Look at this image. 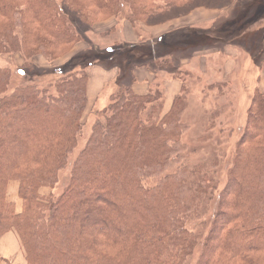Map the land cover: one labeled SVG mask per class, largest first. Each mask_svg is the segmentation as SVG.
<instances>
[{
	"label": "trees",
	"instance_id": "1",
	"mask_svg": "<svg viewBox=\"0 0 264 264\" xmlns=\"http://www.w3.org/2000/svg\"><path fill=\"white\" fill-rule=\"evenodd\" d=\"M61 1L0 0V53L27 59L41 55L52 62L82 41L80 24L93 30L95 23L115 18L122 3L137 41L115 44L118 37L110 30L115 39L104 43L113 45L92 43L96 62L46 88L27 83L10 91L12 73L0 67V238L11 231L17 235L25 264H190L201 234L185 222L200 217L199 204L217 184L205 165L182 162L186 87L175 76L189 75L182 67L191 62L195 69L198 60L189 59L201 51L240 47L252 32L264 38V0H240L236 14L209 29L183 25L153 36L141 28L185 17L198 2L205 3L204 11L223 14L233 0ZM135 45H145L147 52L128 51ZM256 49L263 53L264 77V43ZM96 63L115 70L116 88L95 114L60 190L59 177L78 144L89 106L85 69ZM141 67L154 80L146 94L137 95L134 72ZM166 74L179 83L168 109L164 81L162 89L155 85ZM220 111L210 114L211 128ZM228 178L195 264H264V92H255ZM12 181L18 183L19 213L6 199ZM0 264L11 263L0 258Z\"/></svg>",
	"mask_w": 264,
	"mask_h": 264
},
{
	"label": "rangeland",
	"instance_id": "2",
	"mask_svg": "<svg viewBox=\"0 0 264 264\" xmlns=\"http://www.w3.org/2000/svg\"><path fill=\"white\" fill-rule=\"evenodd\" d=\"M58 2L63 5V1L58 0ZM203 5L205 6L204 2H198V8L194 9V11L185 17L167 20L168 22L163 24L152 22L155 26H143L141 30H145V32L153 36L156 33L169 30L172 27L175 28L183 25H197L202 29H209L215 23H218L219 20L229 18L234 13L236 14V9L241 7V2L240 0H233L228 12H223V14L219 13L217 10H213L209 11L210 13L207 15H204L205 13L202 11ZM121 10L120 13L116 14L115 18L114 16L107 19L99 17V20H103L95 23L92 28L93 30H90L91 28L88 26L80 24L78 31L80 34L84 32L86 38L83 36L81 39L82 41L74 45L67 54L52 62L47 61V59L43 58L41 55H35L27 59L21 53H15L14 55L0 53V67L8 68L12 73L11 88L9 90L11 91L27 83H34L37 86L46 88V86L48 87V85L53 84L56 80L65 75L80 72L82 70L80 67L85 65L86 62L93 63L95 61L91 60V58L94 57L92 51L96 50L91 49L96 47V45L92 43L106 48L113 44H106L104 42H113L115 37H118L115 44H120L122 42L126 43L125 40L127 37L133 38V36L135 40L130 42H136L137 37L125 20L129 13L128 6L122 3ZM69 13L70 12H68V14ZM69 16L77 23L71 13ZM209 20H211L210 23L205 22ZM214 21L218 22L213 23ZM261 24H264V21H262ZM110 30H115V37ZM91 31L94 35L89 33ZM108 33L111 39L107 38ZM252 33L253 34L249 37V41L241 40L242 46H232L238 50L237 52H241L238 60H198L195 69H193V64L190 62L182 67L183 71H190V73L188 72L189 75L175 76L180 78L181 81L183 80V86L186 87L185 94L183 95L185 109L182 112V117L183 120H187L188 126L180 138V142L184 146L182 162L191 167L205 165L204 172L213 175L217 184V188L213 195L203 198L199 204L197 210L200 212V217L196 219L192 218L185 222V227L188 230L201 234V240L193 251L190 264H195L201 253L202 244L211 230L213 218L216 211H218L220 195L229 181L228 173L231 168H233L236 146L239 144L244 133L249 109L255 97V92H264L263 71L261 69L262 67L259 68V64L263 60V53H260L259 50L256 49V45L261 42L260 38L262 34L257 32ZM92 38L93 40L91 42ZM262 42L264 43V38ZM226 47H229V45ZM128 48V51L132 50L131 52H134L137 48H139L138 51L147 52V47L145 45L129 46ZM228 51L230 52V50ZM231 52H233V50H231ZM79 54L83 55L79 56ZM98 64H93L85 69L88 79L91 78V84L94 83L96 85L91 88V97L98 93L97 91H99L102 85L106 83L110 85L107 87L105 86L106 88L100 96L102 97L100 101L97 100L94 104L92 102L93 100L90 99L91 103L88 101L90 105L87 106L82 116L81 134L77 138L78 144L69 157L67 167L59 177L58 189L60 190L62 186L66 185L69 181L72 164L86 143L91 126L96 118L95 114L104 109L107 101H109L108 96L116 88L114 78H103L99 76H105V74H107L108 76L114 77L115 70L101 69L97 67ZM209 66H211L210 70H208ZM217 72H219V74H217ZM163 81L164 77L158 78L155 85L161 88V83ZM213 83H219L222 87L210 89V85ZM87 94L90 98L89 91H87ZM217 108H220L221 111L212 121L213 124L211 128L210 114ZM168 172H170V170ZM13 182L17 183L15 181L10 183ZM152 183L153 181L149 182V184ZM60 190H58V193ZM41 192L42 194H47L48 189H42ZM15 193L14 189L9 188L8 190L7 186L6 199L14 205V210L17 208L18 212H20L21 200L18 196L16 197ZM19 243L21 252L20 264H24V252L20 241ZM9 262L14 264L11 261Z\"/></svg>",
	"mask_w": 264,
	"mask_h": 264
},
{
	"label": "crops",
	"instance_id": "3",
	"mask_svg": "<svg viewBox=\"0 0 264 264\" xmlns=\"http://www.w3.org/2000/svg\"><path fill=\"white\" fill-rule=\"evenodd\" d=\"M202 11H203V13H205L204 15H207L208 13H210L209 11H207V12L204 10H202ZM203 13H201V14H203ZM207 19H209V18H207ZM205 22L210 23L211 20L205 21ZM255 29H258V28H255ZM127 33H128V31H127ZM129 33H130V30H129ZM134 40H135L134 36H133V38L127 37L125 42H130V41H134ZM260 41L261 42L263 41V36H261ZM232 48L233 47L229 46V47H224L223 49H212V50L201 51L200 54L194 56L195 58H193V60H238L241 52H237L238 50H236L235 48H233V49ZM228 50H230V52ZM231 50H233V52H231ZM234 53H236V54H234ZM185 64H187V63H185ZM134 73H135V76L137 78V82L135 83V85H133L134 93L137 95L146 94L147 91L149 90V87L151 86V82L154 80L153 75L143 67L135 69ZM99 76H101L103 78H105V77L113 78V76H108L107 74H105V76H102V75H99ZM89 81H90V83H89L88 91H89L90 98L88 97V99H89V103H91V100H93L92 102L94 104V103H96L97 100L100 101L102 99V97H100V96L103 94L104 89L107 86H109L110 84L106 83V84L102 85L100 87L99 91H97L98 93H96L95 96L91 97V88L95 87L96 85L94 83L91 84V78L89 79ZM163 87H164L165 108L168 109L170 102H171V99L179 91V83L177 81H175V79H173L170 74H166V77H164V86ZM9 188L14 189V191L16 192L15 195L17 197L18 183H14V182L10 183L8 185V190H9ZM16 207H18V206H16ZM19 210L21 211V204H20ZM15 212L19 213L17 208H16ZM0 258L11 261L14 264H20L21 263L20 262V258H21L20 243H19V240H18L16 234L12 231L4 234L0 238Z\"/></svg>",
	"mask_w": 264,
	"mask_h": 264
}]
</instances>
